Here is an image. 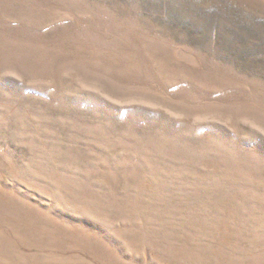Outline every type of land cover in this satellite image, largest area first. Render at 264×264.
Returning <instances> with one entry per match:
<instances>
[{
    "label": "rangeland",
    "instance_id": "1",
    "mask_svg": "<svg viewBox=\"0 0 264 264\" xmlns=\"http://www.w3.org/2000/svg\"><path fill=\"white\" fill-rule=\"evenodd\" d=\"M0 264H264V0H0Z\"/></svg>",
    "mask_w": 264,
    "mask_h": 264
}]
</instances>
